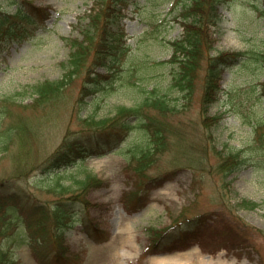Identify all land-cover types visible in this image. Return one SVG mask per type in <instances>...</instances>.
Instances as JSON below:
<instances>
[{
	"label": "rangeland",
	"instance_id": "374dc122",
	"mask_svg": "<svg viewBox=\"0 0 264 264\" xmlns=\"http://www.w3.org/2000/svg\"><path fill=\"white\" fill-rule=\"evenodd\" d=\"M32 1L38 7L51 9L47 18L42 13L33 16L27 27L29 35L22 41H0V97L21 89L20 96L30 102L28 85L62 77L72 52L71 39L83 37L82 31L89 21L87 13L97 5L96 0ZM261 2L232 0L230 6L220 7L223 19L213 32L216 37L214 52L264 50ZM0 4L10 12L15 11L16 4L12 0H0ZM178 12L175 0H132L129 3L120 27L125 31L126 51L120 53L110 67L97 66L100 72H107V68L118 69L103 90L86 97L80 110L83 117L115 115L120 106L140 103L147 90L153 87L167 92L171 102H183L184 93L175 84L179 66L169 60L173 53L170 41L180 38L183 32ZM92 59L93 55L86 63H91ZM243 60L225 69L222 75L219 98L208 111V115L221 116L217 123L205 125L201 114L204 65L194 80V92L188 107L178 114L183 120V138L189 145L194 143L196 146L192 150L204 158L198 164L203 179L198 195L199 187L192 183L193 171L186 167L172 173L161 186L154 187L145 206L138 210L127 209L123 195L137 189V178L135 181L127 170L132 157L130 149L136 144L151 143L150 134L139 128L108 145L103 154L87 156L82 162L48 174H42L36 167L23 177L22 183L30 191L50 200L57 196L60 184H70L71 189L77 191L78 180L88 174L105 181L104 185L89 191L87 196L93 202L89 209L80 203L75 205V223L66 230L68 257L53 259L50 264H157L159 256L171 254L185 258L192 252L212 258L214 264L221 261L225 264H264V236L257 230H264V158L259 153L258 142H254L253 126L256 122L264 123V96L258 87V83L264 80V70L254 59ZM84 75L85 72L75 75L54 103L34 110L15 106L29 117L33 133L27 137V144L14 143L7 156H0V178L12 173L13 154L17 148L22 152L30 151L32 159L39 161L56 148L65 133L88 130L77 118V99ZM150 112L154 113V110ZM14 113L15 117L20 114L15 109ZM0 118L5 125L8 124L7 120ZM4 128L0 120V147ZM213 145L224 152L244 150V163L227 177L230 185L225 198L230 212L218 203L217 188L223 183L220 175L208 171L209 166H215L218 161ZM174 150L175 147L161 155L150 175H162L172 169L170 159ZM186 157L184 155L182 160ZM195 198L196 201L192 202ZM242 198L255 200L259 205L242 207ZM186 205L187 217L219 208L225 214L209 222L201 221L196 232L186 235L176 250L147 252L148 227L170 226L177 217L182 220L184 217L180 212ZM84 216L95 218L102 229L108 230V237L101 240L91 237L80 221ZM126 220L131 229L124 226ZM27 222L25 219L13 224L9 232L12 229L25 230ZM0 238L4 240L1 242L9 243L16 264H40L30 248L20 244L13 235L6 240ZM115 254L121 257L115 259Z\"/></svg>",
	"mask_w": 264,
	"mask_h": 264
},
{
	"label": "trees",
	"instance_id": "16d2710c",
	"mask_svg": "<svg viewBox=\"0 0 264 264\" xmlns=\"http://www.w3.org/2000/svg\"><path fill=\"white\" fill-rule=\"evenodd\" d=\"M132 0H96L97 5L87 13L89 21L82 31V38H72V52L68 61V68L63 76L57 79H46L28 85V92L32 101L20 95L21 89L0 97V116L8 121L5 125L0 118L4 129L2 130V146L0 156H7L14 143L27 144V137L33 133L29 117L24 116L18 108L34 110L54 103L64 89L71 84L73 77L85 72L81 85L80 95L77 99L78 116L81 124L88 130L78 131L76 134L65 133L60 143L47 156L39 161L32 159L31 152H22L16 149L13 154L12 173L0 178V236L3 238L13 235L16 240L27 245L40 264H50L53 259L68 257L69 246L66 243V230L74 223L73 213L75 205L80 203L83 208L89 209L93 202L88 198L92 188L105 184L104 179L88 174L78 180V190L71 189L70 184H60L55 199L42 198L30 191L22 183L23 177L39 167L42 174L54 172L61 167L67 168L72 164L83 161L89 155L103 154L108 145H113L122 139L131 130L139 128L145 130L151 137L149 145L136 144L131 148L132 157L127 170L137 178V189L126 192L123 202L127 209L138 210L149 201L151 190L161 186L169 179L172 173L181 168H190L193 171V186L199 187L197 195L203 184L199 174L198 164L204 160L192 149L194 143L187 144L183 138L182 118L178 114L184 112L194 92V80L204 65V82L201 95V114L205 125L210 126L219 121L220 115H208L209 108L219 98L222 89L221 78L224 70L239 60L259 62L264 70V50L247 49L243 51H217L214 52V30L218 29L223 15L221 6H230L232 0H175L179 9L178 21L183 26L180 38L170 41L173 53L169 60L179 66L175 84L183 91V102H171L167 92L157 87L147 90L140 103L133 106H120L115 115L96 117L95 115L82 116L80 110L86 102L87 96H92L104 89L105 84L112 81L116 75V68H107V72H100V66H111L119 54L125 52L123 47L122 30L120 22L126 15V9ZM16 4L15 11L10 12L0 4V41L2 39H16L20 41L28 35V24L33 16L42 13L48 15V9L38 7L32 0H12ZM262 15L264 16V0H262ZM177 18V16H176ZM120 28V29H119ZM1 44V43H0ZM93 55L91 63H86ZM112 69V70H111ZM111 70V71H110ZM259 91L264 96V80L258 83ZM32 90V93H31ZM261 97V96H260ZM14 109L20 114L15 117ZM154 110V113L150 112ZM255 131L254 142H258L259 153L264 158V123L253 124ZM19 140H22L21 142ZM175 147L170 159L171 170L162 175H150V170L157 164L161 155ZM217 156L215 166H209L210 174L218 173L222 185H218V203L223 209L230 212L231 208L225 198L229 189L230 180L227 177L238 170L244 163V150H218L213 145ZM186 155V159L182 157ZM203 163V162H202ZM196 195V196H197ZM197 198L192 200L196 201ZM242 207L254 208L259 205L255 200L242 198ZM190 205V203H189ZM188 205L180 212L179 217L173 219L170 226L148 227L149 242L147 252L161 253L173 251L180 247V241L190 232H196L198 224L205 220L209 222L216 216H223L222 209L206 210L192 216H186ZM26 217H25V216ZM28 221L25 230L12 228L13 224ZM84 230L94 239H106L108 230L102 229L95 218L82 217ZM204 222L201 226H203ZM198 225V226H197ZM264 236V230L257 229ZM16 235V236H15ZM0 238V264H16L14 253L7 242Z\"/></svg>",
	"mask_w": 264,
	"mask_h": 264
},
{
	"label": "bare ground",
	"instance_id": "6f19581e",
	"mask_svg": "<svg viewBox=\"0 0 264 264\" xmlns=\"http://www.w3.org/2000/svg\"><path fill=\"white\" fill-rule=\"evenodd\" d=\"M124 226L128 229H131L129 221H124ZM125 252V250H124ZM117 254V253H116ZM115 254V259H119L121 256ZM157 264H214V260L210 257L200 256L199 254L192 252L188 257H175V255L167 254L157 257ZM219 264H225L221 261Z\"/></svg>",
	"mask_w": 264,
	"mask_h": 264
}]
</instances>
